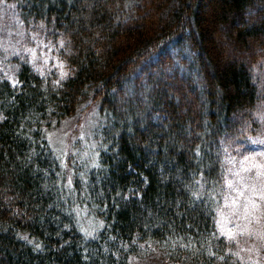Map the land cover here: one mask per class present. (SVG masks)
Here are the masks:
<instances>
[{
  "label": "trees",
  "instance_id": "1",
  "mask_svg": "<svg viewBox=\"0 0 264 264\" xmlns=\"http://www.w3.org/2000/svg\"><path fill=\"white\" fill-rule=\"evenodd\" d=\"M10 1L63 32L69 75L0 82V264H239L216 202L257 132L264 0ZM93 105L99 162L72 181L50 131Z\"/></svg>",
  "mask_w": 264,
  "mask_h": 264
},
{
  "label": "rangeland",
  "instance_id": "2",
  "mask_svg": "<svg viewBox=\"0 0 264 264\" xmlns=\"http://www.w3.org/2000/svg\"><path fill=\"white\" fill-rule=\"evenodd\" d=\"M206 12H211L210 7ZM65 41L62 31L44 21L26 22L16 4L0 0V82H15L21 66L28 63L40 76L61 83L69 75ZM223 43L229 49L224 37ZM255 81L261 100L249 116L256 123L253 132H257L250 137L248 153L230 159L224 193L220 203L216 202L220 204L216 233L229 241L230 253L239 264H264V62L256 69ZM145 94H138V98L142 100ZM99 115L93 105L82 118L64 120L50 131L57 156L63 163L72 159L73 170H77L72 181L81 171L98 165L101 142L95 132L99 131ZM79 211L83 228L92 234L97 227L94 216L85 209Z\"/></svg>",
  "mask_w": 264,
  "mask_h": 264
}]
</instances>
